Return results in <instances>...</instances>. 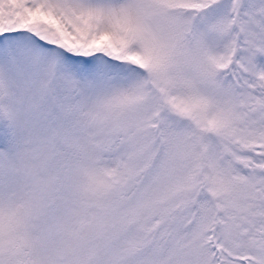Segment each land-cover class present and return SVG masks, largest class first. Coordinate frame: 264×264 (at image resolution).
<instances>
[{
    "label": "snow or ice",
    "instance_id": "6c2138e0",
    "mask_svg": "<svg viewBox=\"0 0 264 264\" xmlns=\"http://www.w3.org/2000/svg\"><path fill=\"white\" fill-rule=\"evenodd\" d=\"M0 264H264V0H0Z\"/></svg>",
    "mask_w": 264,
    "mask_h": 264
}]
</instances>
